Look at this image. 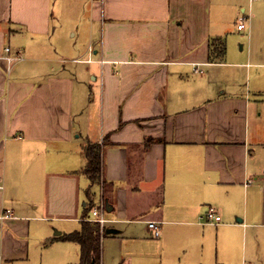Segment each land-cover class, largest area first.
Returning <instances> with one entry per match:
<instances>
[{
  "label": "crops",
  "instance_id": "1",
  "mask_svg": "<svg viewBox=\"0 0 264 264\" xmlns=\"http://www.w3.org/2000/svg\"><path fill=\"white\" fill-rule=\"evenodd\" d=\"M253 4L0 0V264H79L101 204L100 264H264L262 63L209 58Z\"/></svg>",
  "mask_w": 264,
  "mask_h": 264
},
{
  "label": "trees",
  "instance_id": "2",
  "mask_svg": "<svg viewBox=\"0 0 264 264\" xmlns=\"http://www.w3.org/2000/svg\"><path fill=\"white\" fill-rule=\"evenodd\" d=\"M214 41H212V44ZM210 50L209 58L222 59L225 53L224 39H219L217 44L212 45ZM84 151L86 164L83 170L91 181H99L101 172L100 143H89ZM100 237V227L97 222H92V220L83 221L80 230L62 236V238L74 240L80 245L79 264H100Z\"/></svg>",
  "mask_w": 264,
  "mask_h": 264
},
{
  "label": "rangeland",
  "instance_id": "3",
  "mask_svg": "<svg viewBox=\"0 0 264 264\" xmlns=\"http://www.w3.org/2000/svg\"><path fill=\"white\" fill-rule=\"evenodd\" d=\"M258 4L259 1L254 0L249 33L247 28L238 31L236 23H232L228 25L226 36L223 37L227 48L225 58L228 56L230 58L232 53L249 54L251 61L262 63L261 65L252 64L251 72L253 77L261 78L262 89H264V11ZM240 45H243L242 50H240ZM252 85H254L253 81Z\"/></svg>",
  "mask_w": 264,
  "mask_h": 264
},
{
  "label": "built area",
  "instance_id": "4",
  "mask_svg": "<svg viewBox=\"0 0 264 264\" xmlns=\"http://www.w3.org/2000/svg\"><path fill=\"white\" fill-rule=\"evenodd\" d=\"M247 17H240L239 22L237 24L238 29H243L246 27ZM5 50L8 51L9 47H5ZM6 59L8 61H12L15 59V57L6 55ZM2 188V184L0 183V189ZM204 221L205 222H217L220 220V215L217 214L212 208H210L204 215ZM89 220H93L98 223L100 228L102 229L105 224L107 223L108 219L104 215V207L101 204L99 207L92 208L91 213L89 217L87 218ZM149 227L152 229L153 234L155 236H158L160 233V227L156 221H149L148 222Z\"/></svg>",
  "mask_w": 264,
  "mask_h": 264
},
{
  "label": "water",
  "instance_id": "5",
  "mask_svg": "<svg viewBox=\"0 0 264 264\" xmlns=\"http://www.w3.org/2000/svg\"><path fill=\"white\" fill-rule=\"evenodd\" d=\"M105 209H106V210H109V207H108L107 202H105ZM106 231L109 232V231H112V230H110V229H106Z\"/></svg>",
  "mask_w": 264,
  "mask_h": 264
}]
</instances>
